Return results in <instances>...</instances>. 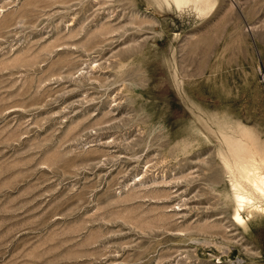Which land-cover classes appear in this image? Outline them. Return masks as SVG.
I'll use <instances>...</instances> for the list:
<instances>
[{
    "label": "rangeland",
    "instance_id": "obj_1",
    "mask_svg": "<svg viewBox=\"0 0 264 264\" xmlns=\"http://www.w3.org/2000/svg\"><path fill=\"white\" fill-rule=\"evenodd\" d=\"M255 172L264 0H0V264H264Z\"/></svg>",
    "mask_w": 264,
    "mask_h": 264
},
{
    "label": "bare ground",
    "instance_id": "obj_2",
    "mask_svg": "<svg viewBox=\"0 0 264 264\" xmlns=\"http://www.w3.org/2000/svg\"><path fill=\"white\" fill-rule=\"evenodd\" d=\"M174 1L179 6L181 3H183L184 0H174ZM255 162H256V160H255ZM246 177L249 180L250 185L252 186L253 190H255L256 193H258L260 195H264V174L260 173V172H255V174L253 173L250 176H248V174H246ZM234 178H235V176H234ZM234 187H235V199H236V205H237V208H235L236 210H235V214H234V219L238 223H244L245 219L242 216L240 210L244 209L245 206L252 203L251 202L252 198L248 196L249 194L247 195L246 191L244 190L245 188L242 187L241 184H238V183L234 184Z\"/></svg>",
    "mask_w": 264,
    "mask_h": 264
}]
</instances>
